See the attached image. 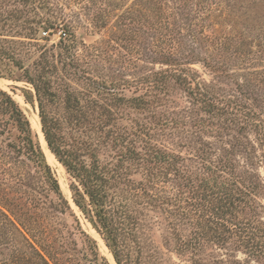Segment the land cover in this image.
<instances>
[{
    "label": "trees",
    "instance_id": "16d2710c",
    "mask_svg": "<svg viewBox=\"0 0 264 264\" xmlns=\"http://www.w3.org/2000/svg\"><path fill=\"white\" fill-rule=\"evenodd\" d=\"M124 2L0 0V76L17 71L32 86L71 200L116 264H163L161 247L176 255L173 264H225L208 259L209 248L264 264V0ZM111 14L120 34L107 43L122 41L154 65L138 95L120 92L129 80L97 71L105 47L76 35L77 25L104 29ZM243 15L257 20L238 31ZM223 22L231 32L215 29ZM174 89L187 105L175 117L156 116ZM58 93L60 115L50 114L45 101ZM155 224L161 247L146 233ZM59 226L81 236L89 262L109 264L81 229L28 118L0 89V264H76L64 256ZM76 246L73 237L68 249Z\"/></svg>",
    "mask_w": 264,
    "mask_h": 264
},
{
    "label": "rangeland",
    "instance_id": "374dc122",
    "mask_svg": "<svg viewBox=\"0 0 264 264\" xmlns=\"http://www.w3.org/2000/svg\"><path fill=\"white\" fill-rule=\"evenodd\" d=\"M55 1L58 2V4H61L67 0H55ZM132 1L133 0H125L124 5L125 4L129 5ZM235 1L237 2V4H240L241 2L248 3L249 0H235ZM260 10L263 11L264 8ZM117 12H120V10ZM218 12L219 10H216L215 14L217 15ZM116 13H113V14L115 15ZM257 14L259 13H256L255 16H258ZM114 15L111 14L110 18L108 19L107 26L104 29L96 30L95 32H92V33L86 32L84 28H80L78 27L79 25H77V27L75 28L76 35L79 39H82L83 42H85L86 44L99 43L101 47H105L107 50V53H110V54H109V57H107L105 62H99L96 64L98 65L97 71L101 72L104 75L110 76V78H113L116 80H120V79L129 80L130 83H128L129 85H127L126 88L125 87L121 88L120 86V92H122V94L127 95V96L138 95L144 90V87L138 83L140 77L150 72L154 68V65H152L149 62L150 59H145L144 57H141L133 53L134 51H131V55H130L129 54L130 51L128 50V47H126L125 43H123L122 41L117 40V44H115L113 41H110L107 43L108 39L115 38L119 36L120 34V29L118 27H115L116 22H115ZM244 17L245 15L241 16V18H238L237 23L233 25L236 27V30L239 31V29L242 28V23L243 25L246 24L245 26H247V24L248 26H250L251 24L255 23L257 20V18L254 17L253 15L252 17L254 18H250L249 21L245 20L246 18ZM227 23L233 24L232 22H226V23L223 22L222 24L220 23L216 24L214 27L215 29H218V30L220 29L225 32H231V29L229 25H227ZM61 29L63 28L61 27L57 28L55 33L49 36V41L47 42V45L57 42V39H58L57 37L62 31ZM40 37H44L42 33H40ZM37 42L40 43L42 41L39 40ZM255 42L256 40H253L251 45H254ZM34 56L35 54L32 55V57ZM28 62L29 60L26 61V65L28 64ZM100 63H103V64H100ZM87 68L93 69V66L88 65ZM193 68L198 70V72H200L202 79L206 80L210 78L206 71L201 70L199 65H194ZM18 74L20 73L16 71V73H13L12 77H9L7 75L0 76V89L5 90L12 96V98L17 102L19 107L22 109V111L28 118L31 128L33 132L36 134L40 147L45 154L46 161L48 165L50 166L53 175L57 179V182H58V185H59V188L62 194L65 196V198H67V200L69 201L72 207L74 214L78 218L81 229L96 241V246H97L100 256L104 257L108 261L109 264H115L111 253L105 246L104 241L102 240L100 235L91 227L89 222L82 216L81 212L75 207V205L71 203V200H70L71 194L69 190V184L71 182V178L69 174L66 172L65 168L55 159L54 156L53 157L55 161L57 162V164H50L49 161L47 160V156H46L44 149L48 150V147L46 145V142L44 140V137L41 131L39 109H38V102H37L36 95L34 93L32 86L28 82L24 80L15 79V76H17ZM24 92H29L31 96L30 100L28 101L26 100L24 96ZM58 95L59 93L57 94L56 99L54 101H45L46 110L50 114L56 113L57 115H60L61 103L59 101ZM186 105L187 103H186V100L183 99L182 92L178 89H174L171 95L168 97V102L166 103V105L158 107L153 112L156 114V116H158L159 113L165 111L166 114H170V117L171 116L175 117L176 113L180 112V109ZM148 117L149 115H146V114H137V113L134 114V118H136L139 121H143L146 119L148 121ZM34 122L38 123L39 131H37V128L34 125H33L34 127L32 126V123ZM166 140L168 141L169 139H166V137H164L163 139L160 140V142H163L164 144H166ZM259 173L262 179L264 180V167L263 166L259 167ZM262 202L264 204V199L262 200ZM65 218L67 221V225L70 227V225L73 224L74 222L69 216H66ZM47 220L49 221L50 219L47 218ZM57 221L60 222V220H57V218L55 217L51 219V222L54 224L55 229H56ZM59 228H61V230L63 229L62 230L63 237L60 238V241L63 242V245L67 246V252L64 254V256H72L76 264H93L92 262H89L87 257H84L83 255L86 252L84 250L85 248H84V244L82 243L81 236H79L78 234H75L74 236H72V239L74 237V239L77 241V246L75 247V249H68V243L72 239L70 238V235L66 232V227L63 228L62 226H59ZM146 233L147 235L150 236V239L153 241L154 244L161 247L159 229H158V226H156V224L152 225L151 230H146ZM101 242L103 244V247L101 246ZM161 250L164 254L163 264H173V263L178 262V258L176 257L174 253L169 252L168 250L163 249L162 247H161ZM204 255L207 256L208 259H212V258L221 259L225 261V264H250L246 262V258L243 254L234 253L230 251L229 249L216 250V249L209 248L205 250Z\"/></svg>",
    "mask_w": 264,
    "mask_h": 264
},
{
    "label": "bare ground",
    "instance_id": "6f19581e",
    "mask_svg": "<svg viewBox=\"0 0 264 264\" xmlns=\"http://www.w3.org/2000/svg\"><path fill=\"white\" fill-rule=\"evenodd\" d=\"M35 126L37 128V131H39V125L38 123H32V126ZM33 126V127H34ZM44 142V141H43ZM45 150V153H46V156H47V160L49 161L50 164H57V162L55 161L53 155L47 150V149H44ZM101 246L103 247V244L101 242Z\"/></svg>",
    "mask_w": 264,
    "mask_h": 264
},
{
    "label": "water",
    "instance_id": "95a60500",
    "mask_svg": "<svg viewBox=\"0 0 264 264\" xmlns=\"http://www.w3.org/2000/svg\"><path fill=\"white\" fill-rule=\"evenodd\" d=\"M47 145V144H46ZM49 150V149H48ZM70 200H71V198H70ZM71 203L73 204V202H72V200H71ZM74 205V204H73ZM113 258V257H112ZM116 264V263H115Z\"/></svg>",
    "mask_w": 264,
    "mask_h": 264
}]
</instances>
